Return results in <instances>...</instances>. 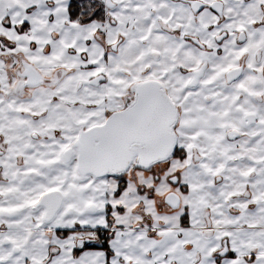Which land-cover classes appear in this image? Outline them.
Returning <instances> with one entry per match:
<instances>
[{
	"label": "snow or ice",
	"instance_id": "6c2138e0",
	"mask_svg": "<svg viewBox=\"0 0 264 264\" xmlns=\"http://www.w3.org/2000/svg\"><path fill=\"white\" fill-rule=\"evenodd\" d=\"M0 264H264V0H0Z\"/></svg>",
	"mask_w": 264,
	"mask_h": 264
}]
</instances>
